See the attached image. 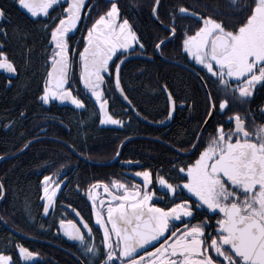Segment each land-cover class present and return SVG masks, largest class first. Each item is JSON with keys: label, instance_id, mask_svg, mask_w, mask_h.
Here are the masks:
<instances>
[{"label": "snow or ice", "instance_id": "obj_1", "mask_svg": "<svg viewBox=\"0 0 264 264\" xmlns=\"http://www.w3.org/2000/svg\"><path fill=\"white\" fill-rule=\"evenodd\" d=\"M13 3L47 41L45 75L37 96L42 106L59 102L85 112L92 101L100 125L123 128L126 122L110 112L111 94L126 102L125 114L152 123L133 105L122 73L131 58L166 62L169 44L175 46V63L186 67L204 94L196 127L184 133L188 139L174 148L167 168L154 172L139 161L125 160L126 165L142 168L132 173L142 183L96 181L84 190L91 203L90 218L74 207L78 219L61 213L57 235L76 242L84 257H77L80 264H264V104L251 107L256 95L264 92V0H226L223 8L203 3L201 10L181 5L167 13V23L159 14L163 0H153L150 17L165 35L152 43L151 55L147 42L122 15L119 0ZM7 17L8 9L0 5V21ZM81 28L86 32L73 41ZM14 34L26 44L27 33L17 28ZM8 36L0 23V70L14 77L19 68L6 50ZM26 50L31 52L30 47ZM160 90L166 97V115L157 123L174 121L178 111L187 110L186 119L192 118L195 102L185 99L177 104L179 97L168 84ZM67 147L75 151L73 145ZM120 155L118 148L115 157ZM59 175H45L40 181L44 216L55 211L65 185V180L54 178ZM7 191L0 182V199ZM14 252L16 259L0 250V264L34 261L38 255L20 243Z\"/></svg>", "mask_w": 264, "mask_h": 264}, {"label": "flooded vegetation", "instance_id": "obj_2", "mask_svg": "<svg viewBox=\"0 0 264 264\" xmlns=\"http://www.w3.org/2000/svg\"><path fill=\"white\" fill-rule=\"evenodd\" d=\"M92 2L95 3V0H92ZM203 3H207L213 7L217 3L220 4L221 8L226 6V0H199V2H197V0H163V7L159 10L160 18L167 23V13L171 12L173 8L184 5L201 10L200 4ZM152 4L153 0H119L122 15L129 18L130 22L138 30V33L144 38L145 42H147V55H151L152 43L155 39L165 35V33L160 30L158 23H154L150 17V8ZM0 5L8 9V17L0 21V23L4 24L7 28H12L16 25L15 18L17 19L19 13L23 17L28 18L30 24H32L31 18L27 17L26 13L18 9L14 5L13 0H8L6 5L3 0H0ZM101 8H103V6H101ZM96 15L97 13L93 12L92 18L95 19ZM9 20L10 23L8 22ZM88 23H91V21H88ZM182 23L194 22L185 21ZM35 28L39 30L37 26H35ZM83 32H86V28H81V31L76 32L73 41L78 40ZM40 35L42 40L38 42L40 48L37 54L39 55L41 66L39 67V80H37L36 88L32 90V86L30 87L32 93L30 96V113L32 116L34 105H36L43 110L41 116L45 117L47 121L39 125V128H41L39 131L31 134L35 136L31 138L30 141L40 139L43 141L37 140L33 143L49 142V144L63 147L64 145L62 146L60 142H71L73 141L72 136H76L78 140L76 142H79V144L77 143L78 147L75 151L66 148L70 150L77 162H75L76 165L73 167L56 171H59L60 175L54 178L65 180V185H62L63 190L58 193L55 211L50 212L48 216L43 215L42 202L40 200V196L42 195L40 181L45 174L36 171L30 174L29 172L31 178L36 179L39 177L37 178L38 180L36 179L37 184H35L37 192L39 193V200L36 204L38 212L37 215H35L34 212H29V230H21L22 232H20L19 229L16 228L19 224L18 218H16L18 216L15 200L12 199L9 205L7 203L4 204L5 197L0 199V250L13 254L14 259H16L14 247L15 244L20 243L38 254L34 261H22L21 264H80L77 257H80L81 261L84 257L78 250L76 242L69 241L62 234L57 235L58 220L61 217V213L68 219H78L75 217V213L72 212V207H74L81 212L83 217L86 219L90 218L91 203L87 201L84 190L96 181L107 183L112 179H128L129 183H142L140 178H132V173L142 170V168L135 164L126 165L123 163L125 160L139 161L140 165L150 168L154 172L161 167L167 168L168 161L174 158V148L182 146L180 144L181 140L188 139V137H186L185 139L179 138L178 140V137L174 135L176 127H181L184 132H190L195 128L197 118L203 112L205 98L203 92L200 91V85L195 77L190 74L186 67L175 63V61L178 60L175 46L174 44H169L165 49V54L172 63L165 64L160 59L145 63L144 57H136L131 58V62L125 65L122 73L123 86L126 89L127 95L132 100L133 105L141 111L142 116L146 115L152 123L145 122L144 120L137 121L133 117V113L125 114L124 110L128 105L122 103L120 99L112 97L111 94L108 95L110 100V112L114 114L116 118L123 119L126 122V126L123 128L113 125H100L98 108H94L92 101L87 103V111L85 112H76L73 106L61 105L59 102L42 106L38 102L37 96L42 88L43 77L45 75V45L47 41L44 39L41 31ZM42 47L44 48L42 49ZM6 50L12 58L10 51H8L7 44ZM76 60L78 61V56ZM141 69H143L142 75L140 74ZM167 72H179V74H183L186 79L188 78L189 81L195 82L197 85L198 101L196 103V110L191 113L192 118L190 120L186 119L189 116V112L185 110L183 113L178 111L174 121L166 122V124L157 123L158 121L164 120L166 115V97L160 89L162 85L167 84L164 81V75H162H166ZM78 73L79 68L77 66L75 70L76 82H78ZM9 78L12 80V86L17 81L18 76L9 77V74L0 70V102H2V97L11 91V86L8 85ZM171 81L173 83V79ZM169 86L170 90L179 97L177 104L185 100L183 96L178 95V92L171 85ZM156 99L160 101V105L155 103ZM152 100H154V104ZM261 104H264V92L256 95L255 99L252 101L251 107L257 109ZM149 106H153L152 115L148 114V111L151 109ZM93 113H95V115ZM129 116L132 117L130 122ZM256 122L261 123L262 121L257 118ZM7 126H10V123H7ZM129 137H133L131 142H128L127 138ZM122 142H124V146L121 148ZM118 148L121 151V155L115 157ZM114 149L115 152L113 153ZM136 150H138V152H136ZM13 155L3 156V152L0 151V182L4 183L7 189L8 181H10V178H7L9 175L10 177L13 175L11 187L13 188L15 185L13 180L16 170L2 169V161L7 160V157ZM57 157L60 158L61 156ZM96 158H102L105 159V161H93V159ZM108 162L110 163L106 166H95L91 164ZM56 172H54V174ZM78 187L79 192L77 191ZM99 191L101 196H103V190L100 189ZM2 204L5 205V208H1ZM69 205H71V207H69ZM195 222L196 221H193V223ZM96 243H99V238H97Z\"/></svg>", "mask_w": 264, "mask_h": 264}, {"label": "trees", "instance_id": "obj_3", "mask_svg": "<svg viewBox=\"0 0 264 264\" xmlns=\"http://www.w3.org/2000/svg\"><path fill=\"white\" fill-rule=\"evenodd\" d=\"M3 2L6 5L8 0H3ZM15 20L16 25L12 28H7L9 36L6 44L10 55L19 68V74L17 81L10 88L11 91L2 97V102H0V151L3 152V156H10L19 152L35 136L31 134L41 129L39 125L47 121L45 117L41 116L43 110L36 105H34L32 116L30 113V96L32 94L30 87L32 86V90L36 88L37 80H39V67L41 66L39 55L37 54L40 48L38 42L42 40L40 31L30 24L28 18L23 17L20 13ZM17 28H20L22 33L28 34L26 44L14 34ZM28 47L31 48L30 53L26 50ZM26 60L28 63H25ZM162 75H164V81L171 85L178 92V95L183 96L189 103H197L198 91L195 82L189 81L188 78L186 79L179 72H167L166 75ZM152 102L154 104V100ZM155 103L160 105V101L157 99ZM149 107L151 109L148 114L152 115L153 106ZM22 111L25 113L24 116L20 115ZM7 123H10V126H7ZM184 133V130L177 126L174 135L178 137V140L179 138L185 139L187 136ZM72 138L71 145L76 149L79 142H76L78 141L76 136H72ZM57 156L61 157L58 158ZM93 161H105V159L96 158ZM75 162H77L76 158L71 154L70 150L49 144V142H36L16 158L2 161V169L16 170L13 188L11 187L13 175L7 177L10 178V181H8V191L4 204H9L12 199L15 200L18 216L16 218H18L19 224L16 228L20 232H22L21 230L30 229L29 212H34L35 215L38 212L36 204L39 200V193L35 184H37L36 179L39 177L34 179L31 178L30 174L36 171L43 172L45 175H53L57 170H61V165L64 166L63 168L73 167L76 165ZM4 204H2L1 208H5Z\"/></svg>", "mask_w": 264, "mask_h": 264}, {"label": "bare ground", "instance_id": "obj_4", "mask_svg": "<svg viewBox=\"0 0 264 264\" xmlns=\"http://www.w3.org/2000/svg\"><path fill=\"white\" fill-rule=\"evenodd\" d=\"M147 46H148V44H147ZM162 62L165 63V64H166V63H172V62L169 61V60H167L166 62H165V61H162ZM17 76H18V75H17ZM132 115H133V117H134L137 121L141 120V119L136 118L134 113H133ZM162 115H163V113H162ZM119 117H120V116H119ZM132 138H133V137H132ZM132 138H131V139H132ZM37 140H40V139H35V140H32V141L34 142V141H37ZM40 141H43V140H40ZM60 143H62V146L64 145L63 147H65V148L67 147V145H71V142H70V141L67 142V143H65V142H60ZM26 144H27V143H26ZM33 144H34V143H31V145H30L29 147H31ZM60 145H61V144H60ZM29 147H28V148H29ZM24 148H25V147H23L22 149H24ZM28 148H27V149H28ZM67 148H68V147H67ZM67 148H66V149H67ZM27 149H26V150H27ZM26 150H25V151H26ZM20 151H21V150H20ZM20 151H19V152H20ZM25 151H24V152H25ZM19 152H18V153H19ZM21 154H22V153H21ZM19 155H20V154H19ZM19 155H18V156H19ZM14 158H16V157H14ZM14 158H10V159H14ZM7 160H8V159H7ZM109 163H110V162H108V163H91V164H92V165H95V166H106V165L109 164ZM1 222H2V221H1ZM22 238L26 239L25 237H22Z\"/></svg>", "mask_w": 264, "mask_h": 264}, {"label": "water", "instance_id": "obj_5", "mask_svg": "<svg viewBox=\"0 0 264 264\" xmlns=\"http://www.w3.org/2000/svg\"><path fill=\"white\" fill-rule=\"evenodd\" d=\"M22 11H23V10H22ZM117 95H118V94H117ZM120 100L122 101V103H124L125 105H127L126 102H124V101L122 100V98H121ZM157 126H161V125H157ZM31 142L33 143V141H31ZM27 148H28V147H27ZM27 148H24L23 151H20L19 153L14 154V155L11 156V157H7L6 159H10V158L17 157L19 154L23 153ZM4 159H5V158H4Z\"/></svg>", "mask_w": 264, "mask_h": 264}]
</instances>
